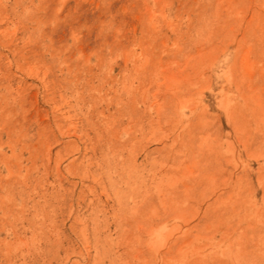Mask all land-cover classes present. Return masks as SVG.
<instances>
[{"label": "rangeland", "instance_id": "374dc122", "mask_svg": "<svg viewBox=\"0 0 264 264\" xmlns=\"http://www.w3.org/2000/svg\"><path fill=\"white\" fill-rule=\"evenodd\" d=\"M0 264H264V0H0Z\"/></svg>", "mask_w": 264, "mask_h": 264}]
</instances>
